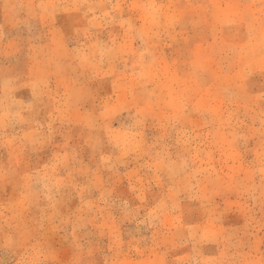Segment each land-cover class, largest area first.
I'll use <instances>...</instances> for the list:
<instances>
[{"label": "rangeland", "instance_id": "374dc122", "mask_svg": "<svg viewBox=\"0 0 264 264\" xmlns=\"http://www.w3.org/2000/svg\"><path fill=\"white\" fill-rule=\"evenodd\" d=\"M0 264H264V0H0Z\"/></svg>", "mask_w": 264, "mask_h": 264}]
</instances>
